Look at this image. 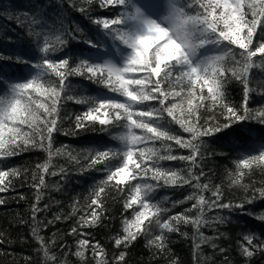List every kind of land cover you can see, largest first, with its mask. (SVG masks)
<instances>
[{"label":"snow or ice","instance_id":"1","mask_svg":"<svg viewBox=\"0 0 264 264\" xmlns=\"http://www.w3.org/2000/svg\"><path fill=\"white\" fill-rule=\"evenodd\" d=\"M127 0H72V8L79 11L91 23L111 33L114 37L123 42L131 53L125 63L117 66L110 62H94L83 57L73 67L68 55H61V51L56 43L49 38L47 31H32L31 36L36 38L35 49L33 47L25 53L13 54L8 57L12 61L9 68L15 65H25L30 69L29 78L22 81H13L9 74L5 72V64L0 59V88L8 85L7 94L0 96V156L5 158L19 155L21 152L31 148H41L49 153L52 151L54 133L61 130L56 117L59 115V106L61 97L66 100H75L77 103L87 104L85 111L75 117L76 129L88 130L90 127L99 124L102 130H109L108 126L121 127L124 129L117 137L122 147L119 150L107 148L105 150L95 151L89 167L97 164H103L104 170L108 173L107 181L116 180V187L131 178L138 181L151 171L152 179L163 181L164 186L180 187L185 184L192 185L198 190H208L209 185L199 183L200 177L204 175L201 164L204 153L201 150L203 137H212L232 129L231 136L237 141H242L243 131L236 125H242L249 120H258L264 125V108L254 111L249 107L250 90L248 88L247 73L253 66V58L259 54L264 60V37H259L254 44V37L258 31L264 32V0H252L245 5V0H207L206 4L201 0H195L198 11L195 16L188 15L184 7H176L167 17L166 25L162 26L154 20H145L144 30L136 34L123 29L127 20H137L142 15V7L136 9L135 15L121 16L115 18L97 17L90 11L93 7L108 8L112 6H125ZM247 7L248 11L243 9ZM217 9L219 10L217 12ZM211 10V11H209ZM251 19H247L248 15ZM28 17V13L24 14ZM32 24H38L41 28L47 27L40 21L32 18ZM55 41L63 48H67L71 40L75 39L74 33L81 31L79 25L76 28L61 27L55 30ZM43 37V44L40 40ZM85 43L89 48H95L98 45L88 39L77 41ZM213 44L217 47L225 45L222 54H215L196 63L192 57L195 56L197 49ZM229 45L240 49L237 53ZM151 50V55L149 51ZM59 53V54H57ZM231 61V64L228 63ZM34 70V71H33ZM140 73V75H134ZM70 76H83L92 83L103 85L116 96L109 97H88L76 98L70 95L71 84L68 83ZM52 77H55L53 79ZM238 80L244 86L243 102L236 105L231 102L227 94V85L231 80ZM187 81V84H185ZM167 84L169 89L180 87V91L173 92L165 90L162 84ZM196 84H200L198 96L193 92ZM207 89L205 94L204 89ZM185 89H187L186 94ZM35 93V95H33ZM169 96L175 100L179 97V102H172L165 106ZM196 96L198 102L193 106V98ZM123 99H120V98ZM157 102L161 107H153L151 102ZM185 102L187 108L184 107ZM220 107L219 115L224 117L221 123L209 121L216 116L214 111L216 106ZM200 108L212 115L205 119L203 124L197 126L201 120ZM179 112V115L177 114ZM165 114L170 121H165ZM192 119V123L188 121ZM124 121L123 124L120 122ZM175 122L179 124L184 132L191 134L190 140H184L175 135L168 123ZM11 125V126H9ZM27 128V131H25ZM5 129L8 136L5 138ZM136 130H141L137 134ZM249 132L252 129H248ZM161 142V150L155 148V142ZM165 141H174L182 148L189 149V155L171 154V145ZM153 146L149 147V144ZM239 147V145H237ZM59 154V149L56 150ZM91 151V150H90ZM147 155L148 160L144 158ZM75 159V157H73ZM117 160L112 164V160ZM181 160L190 162L191 168L187 170L186 175L180 171L171 168L165 169L161 166V161ZM254 161H264V147L258 149V155L246 152L245 158L238 161L237 169L240 166L249 168ZM41 170L39 177L33 173V187L43 189L47 187L44 173L48 172V164L37 166ZM200 168L199 175L193 169ZM63 171V169L61 170ZM51 172L50 175H56ZM20 175L18 169L3 170L0 166V193H6L15 189L13 179ZM243 176V173H240ZM193 181L195 183L193 184ZM102 181L96 189L91 192L94 197L92 205L103 208L101 193L104 191ZM233 183H238L234 179ZM157 186H160L159 183ZM123 191V189H120ZM154 186L149 183L137 182L129 185V195L125 200V210L131 209L133 205L139 204L140 210L133 209V219L124 220V235L115 239L117 247L121 245L128 247L141 234H146L145 221L151 225L148 210L155 208L152 213L154 223L161 229V233L148 241V245L155 246L157 251L165 253L167 251L168 233L179 231V224H192L196 231L203 226L211 227L213 223L223 224L227 221L226 217L215 216L211 220L205 218V207L208 209H244V203L233 205L231 203H222V194L217 187L212 191L214 199L208 200L202 194L194 193L186 197L187 200H194L195 203L184 213L162 220L161 216L167 209L160 207L152 202L151 193ZM259 196L264 198V188L259 192ZM23 199V197H20ZM40 195H37L39 201ZM253 200L247 203H253ZM7 203V200L0 197V206ZM184 203V201L174 202ZM47 207V205H45ZM193 209L197 210L196 216H190L188 213ZM40 211L36 206L33 212ZM76 209H73L75 212ZM243 214L247 215L246 211ZM87 215V214H86ZM99 213L93 209L91 223L86 216H81L78 221L79 227H73L71 233L82 237L78 241L79 247L75 255L83 258L84 248L91 249L95 258L103 249L99 243L93 244L87 237L90 233H85L81 229L85 226H93L99 220ZM264 221V214L257 217ZM35 219V215L33 216ZM55 220H60L56 216ZM52 223V221H49ZM135 228L137 231H130ZM34 237L40 242L41 250L44 251L45 258L49 257L48 245L39 237L36 229H33ZM219 235H223L220 233ZM201 240L211 244L213 249L217 245L211 238L204 237L201 234ZM245 243H238L240 254L246 258H251L257 250L264 251V241L254 242L252 235L243 237ZM198 247V245H197ZM223 254L226 250L219 249ZM125 252H121L114 257V264H126ZM51 260L54 264H59L58 258L53 255ZM64 264H67L65 261ZM82 264H88L86 260ZM97 264H107L105 260H97ZM170 264H177L170 259ZM225 264H231V261L225 257Z\"/></svg>","mask_w":264,"mask_h":264},{"label":"trees","instance_id":"2","mask_svg":"<svg viewBox=\"0 0 264 264\" xmlns=\"http://www.w3.org/2000/svg\"><path fill=\"white\" fill-rule=\"evenodd\" d=\"M138 1L144 6L149 5L155 8L164 6L163 0ZM206 2L207 0H201V3L206 4ZM250 2L252 0H245V5ZM71 4L72 0H0V59L4 61L5 72L9 74L11 80L22 81L29 78L30 69L22 64L9 68L8 65L12 61L8 60V57L28 52L32 47L38 52L35 49L36 38L30 35L32 31L49 32V38L57 44L61 51H64L61 55L69 56L73 67L83 57L97 63L101 61V56H98L95 49L103 50L109 42H113L114 35L91 23L82 13L72 8ZM136 4V0H127L125 6L117 5L104 9L93 7L90 11L94 16L100 18H115L121 16L122 13L127 17L135 15L138 5ZM171 4L173 8L183 6L188 15L195 16L198 11H203L202 8L196 6L195 0H172ZM243 10L248 11L247 7ZM25 13H28V17H25ZM32 18L40 21L41 24H46L47 27L42 29L40 25L32 24ZM247 19H251L250 14ZM61 23L65 27L73 29L79 25L81 29L74 33L75 39L70 41L66 49L55 41V35L58 34L55 30L61 27ZM259 37H264V32L258 31L257 36L254 37V44ZM88 39L98 46L89 48L87 44L77 42L80 40L86 42ZM40 43L43 44V37H41ZM229 46L239 53L240 49L236 46ZM224 47L225 45L219 47L213 44L205 45L197 49L192 59L199 63L200 55L204 60L211 55L222 54ZM149 55H151V50ZM228 63L231 64V61ZM134 75H140V73ZM52 78L55 79V77ZM247 78L251 101L249 107L254 111H259L264 108V60L259 54L253 58V66L249 69ZM68 83L71 84L69 94L76 98L117 95L111 93L103 85L89 82L83 76H70ZM161 87L173 92L181 90L179 86L169 89L166 83ZM7 88V84L0 88V96L7 94ZM186 92L187 89L183 94ZM193 92L198 96L200 84L194 86ZM204 92L207 93L206 88ZM243 92L244 86L238 80L233 79L228 83L227 94L233 104L238 106L242 104ZM196 96L193 98V106L198 102ZM179 100V97L174 100L172 96H169L165 106L172 102L178 103ZM151 104L156 108L161 107L155 101ZM187 106L185 102L184 107L187 108ZM87 107V104L64 99L62 94L59 115L56 117L61 130L54 133L51 153L37 147L9 158L0 156V166L3 167V170L18 169L20 172V175L13 179L15 189L0 193V197L7 200L5 205L0 206V264H54L51 260L53 255L58 258L59 264H64L65 261L67 264H82L83 260H86L88 264H97V260H105L107 264H114V257L121 252L126 253V264H170V259L176 261L177 264H225V257L231 261V264H264V251L257 250L249 259L240 254L238 247V243H245L243 241L245 235H252L254 242L264 241V221L257 218L264 214V198L259 196L260 190L264 188V161H254L249 168L240 166L237 169L238 161L245 158L246 152L258 155V149L264 147V125L253 119L242 125L234 126L243 131L244 140L242 141H237L231 136L232 129L216 136L202 138L201 150L204 153V158L201 167L204 175L200 177L199 183L209 185V189L206 191L195 189L188 184L180 187L164 186L163 181L158 182L151 178L153 175L151 171L142 179L138 177L139 182L154 186L151 193L152 202L167 209L161 216L162 220L184 213L186 209L191 208L195 201L187 200L186 197L194 193L202 194L208 200L214 199L212 191L217 187L222 194V203L233 205L244 203L243 210L240 208L208 209L205 207L206 219L211 220L215 216H223L227 218V221L223 224L213 223L211 227L203 226L199 233L192 224L183 223L179 224L177 232L168 233L165 230L168 240L167 251L161 253L155 246L148 245L150 239L161 233V229L154 223L152 216V213L156 211L155 208L148 210L153 223L149 225L148 221H145L146 234L139 235L128 247L116 246L115 239L124 235V220L126 218L133 219V209L140 210L139 204L133 205L128 210L124 208L125 200L129 195V185H134L138 181L129 178L120 184V188H117L116 180L107 181L108 173L104 170L103 164L89 167L95 151L107 148L119 150L122 147L116 137L124 129L108 126L109 130L105 131L99 124L88 130L76 129L75 117L85 111ZM214 111L216 116L209 123L223 122L224 117L219 115L220 107L218 105ZM177 114L179 115V112ZM200 115L201 120L197 124L198 127L212 114L206 112L204 108H200ZM165 121H170L167 114H165ZM120 123L123 124L124 121ZM188 123L191 124L192 119ZM167 127L184 140L191 139V134L184 132L179 124L171 122L167 124ZM249 128L252 129L251 132L248 131ZM136 131L137 134H141V130ZM7 136L8 132L5 129V138ZM164 143L171 145V154L173 155H189V149L180 147L174 141H165ZM148 146L153 145L150 143ZM154 146L162 152L160 141H156ZM57 149L60 150L59 154H57ZM144 159L148 160L147 155ZM117 162L115 159L112 160L113 165ZM45 163L48 164V172L44 173L47 187L38 189L33 187L32 175L36 173L39 177L41 170L37 166ZM160 164L165 169L171 168L184 175L192 167L190 162L181 160L161 161ZM62 169L63 171H61ZM193 171L199 175L200 168H195ZM51 172L57 174L53 176L50 175ZM240 173H243L242 177ZM234 179H238V183H233ZM102 181H106V183L104 191L101 193L103 200L101 209L91 204L94 197L90 194ZM158 183L160 186H157ZM194 183L195 181H193ZM38 193L39 201H37ZM21 196L23 199L20 198ZM249 200L254 202L249 204L247 203ZM179 201H184V203L174 204ZM34 206L40 209L35 214ZM74 208L75 212H73ZM93 209L100 214L99 220L93 226L83 227L81 231L90 233L87 238L93 244L98 242L103 251L94 258L91 249L85 246L83 249L85 255L81 258L76 256L75 252L79 247L78 241L82 237L71 233V229L79 227L78 221L81 216H86V219L91 223ZM244 211L248 214H243ZM34 215L35 219H33ZM188 215L196 216L197 210L193 209ZM56 216H60L61 219L55 220ZM34 228L38 236L42 237L48 245L49 257L47 259L44 251L41 250L40 242L33 235ZM130 231L136 232L137 230L131 228ZM220 233L223 235H219ZM201 234L211 238L217 248L213 249L210 243L202 241ZM220 248H224L226 251L221 254Z\"/></svg>","mask_w":264,"mask_h":264},{"label":"rangeland","instance_id":"3","mask_svg":"<svg viewBox=\"0 0 264 264\" xmlns=\"http://www.w3.org/2000/svg\"><path fill=\"white\" fill-rule=\"evenodd\" d=\"M169 0H164V2L166 3V8H164L163 10L160 11H155V10H150V16L147 15L146 13L142 12V15L140 16L139 19L137 20H128V22H126L123 26V29L126 31L134 32L136 34L141 33L144 30V21L145 20H154L158 23H160L162 26L166 25L167 23V17L171 14L172 12V8L171 6L168 5ZM155 17H151L154 16ZM138 30V31H137ZM116 42H119L118 39L114 38L113 42H109L107 44V46L105 48H107L109 50V46L114 45ZM96 52H98L97 49H95ZM110 51L115 52L113 49H111ZM116 52L119 55V58L117 59L118 62H110L113 63L117 66H121V63L118 64L121 60L126 61L127 57L130 55L131 50L128 47H116Z\"/></svg>","mask_w":264,"mask_h":264}]
</instances>
